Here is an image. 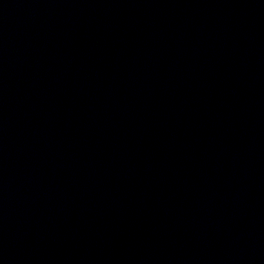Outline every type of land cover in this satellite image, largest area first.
I'll return each mask as SVG.
<instances>
[{
    "label": "water",
    "instance_id": "1",
    "mask_svg": "<svg viewBox=\"0 0 264 264\" xmlns=\"http://www.w3.org/2000/svg\"><path fill=\"white\" fill-rule=\"evenodd\" d=\"M0 264H264V0H0Z\"/></svg>",
    "mask_w": 264,
    "mask_h": 264
}]
</instances>
